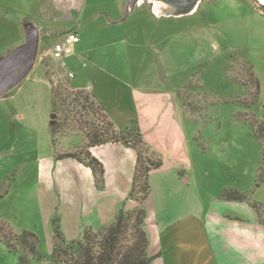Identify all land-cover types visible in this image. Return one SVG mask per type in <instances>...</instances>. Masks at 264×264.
Masks as SVG:
<instances>
[{
	"label": "rangeland",
	"instance_id": "374dc122",
	"mask_svg": "<svg viewBox=\"0 0 264 264\" xmlns=\"http://www.w3.org/2000/svg\"><path fill=\"white\" fill-rule=\"evenodd\" d=\"M93 1L57 0L63 12L56 14L53 0H0V56L25 43L27 23L41 27L39 51L48 52L58 39L51 33L78 25L79 9L88 4L90 9ZM148 2L145 0L130 20L142 13L149 15L153 4ZM155 19L149 35L140 34L136 48H129L116 62L111 51L104 58L93 50L100 40L97 23L88 25L79 38L77 34V43L82 42L88 50L81 56V71L71 69L75 79L54 87L47 65L37 62L21 85L0 97V186L10 185L9 194L0 200V217L15 235L23 230L36 233L44 263H53V227L48 228L43 217L45 197L32 162L54 151L52 116L55 124L66 117L60 101L84 91L72 88L71 81L74 86L80 81L89 84L94 80V64L101 66L104 58L103 65L110 72H114L112 67L115 71L120 68L118 72L130 78L129 82L157 88L167 98L174 95L177 100V93L191 85L184 96L189 108L178 100L175 109L174 101L170 102L178 115L177 129L184 139L189 136L187 158L173 161L167 150L156 153L164 169L176 166L191 178L188 204L198 222H203L210 242V247L197 248L194 254L201 264H264V224L260 221V215L264 220V182H259L263 148L252 125L254 119L264 125V15L252 0H202L190 15H155ZM109 83L113 93L116 86ZM55 90L63 93L58 111L52 103ZM62 137L58 136L57 142ZM81 137L71 134L68 139L77 143ZM25 163L32 164L24 176L21 169ZM157 188H151L157 196L156 206ZM229 188L246 194L248 201H224L222 193ZM251 204H257L260 211ZM156 210L162 217L159 206ZM200 237L203 241L202 233ZM19 259V251L9 252L0 244V264H19ZM32 264L41 263L35 258Z\"/></svg>",
	"mask_w": 264,
	"mask_h": 264
},
{
	"label": "crops",
	"instance_id": "0c3cea01",
	"mask_svg": "<svg viewBox=\"0 0 264 264\" xmlns=\"http://www.w3.org/2000/svg\"><path fill=\"white\" fill-rule=\"evenodd\" d=\"M126 1L94 0V6L90 9L89 4L86 8L79 9L78 25L53 32L51 35H56L58 41L67 32L75 31L79 38V33L84 32L83 29L97 23L95 30L100 40L95 48L92 47L93 50H97V55L104 58L111 51L114 61H121V54L129 48L135 49L138 36L149 35L151 25L156 20L152 13L153 7L149 6V15L142 13L130 20L132 13L125 21L120 22L126 15L125 8L129 3ZM144 3L145 0L136 9ZM52 5L53 10L57 11L56 14L63 12L57 0H53ZM87 11L89 13L91 11L90 15ZM117 22L120 23L113 24ZM38 29L41 31V27L38 26ZM103 35L105 36L100 38ZM78 38L73 47V54L67 58L70 69L75 73L84 67L81 65V56L88 50L83 49L82 42L77 43ZM104 58L101 60V66L94 64V80L87 85L82 81L76 82V86L71 81L72 88L87 91L105 109L110 119L114 120L117 130L128 131L137 128L155 153L156 150L160 153L167 150L173 161H185L184 157L187 158L189 153L185 145L189 143V136L184 139V133L177 129L179 123L175 109H178V99L176 100L174 95L167 98L165 94H159L157 88H145L133 80L129 82L130 78L126 79L122 72H118L120 68H116L115 71V67H112L114 72H110L109 67L103 65ZM110 81L116 86L113 93L108 89ZM172 101L176 105L175 109L170 104ZM71 134L81 136L79 133ZM71 134L61 136L62 139L56 147L52 144L54 151H50L46 158L32 162L35 163L40 176L37 185H40V191L45 197L43 217L48 228L52 226V218L59 212L62 230L69 243L81 240L86 227H92L97 231L113 224L124 205L129 210L138 207V204L129 198L137 161L135 151L123 143L91 149L92 156L99 160L105 169L104 189L99 191L91 170L77 160L65 156L85 143L84 137H81L80 142L73 143L68 139ZM32 163L22 165V175L28 174ZM173 164L178 163L170 162V165ZM157 176H161L162 179L157 180ZM149 183L154 188L158 187L157 206L163 214L160 217L156 210L157 196L150 193L145 203L147 211L145 230L149 239L148 253L156 257L153 264H201L202 260L199 261L194 252L197 248L204 250L203 247L207 245L210 247V242L203 222L201 221L202 225L198 222L191 205L188 204L191 203L190 198L187 199L191 178L184 171H179L176 166L164 169L163 165L151 173ZM201 233L204 236L203 241ZM51 241L53 242V235Z\"/></svg>",
	"mask_w": 264,
	"mask_h": 264
},
{
	"label": "trees",
	"instance_id": "16d2710c",
	"mask_svg": "<svg viewBox=\"0 0 264 264\" xmlns=\"http://www.w3.org/2000/svg\"><path fill=\"white\" fill-rule=\"evenodd\" d=\"M252 2L259 7L264 15V6ZM188 84L177 93L178 100L183 106L185 93L190 90ZM254 94L258 95V86H255ZM63 97L60 90L52 91V103L58 111V99ZM66 117L51 127L52 141L57 146L58 136H66L70 133H79L84 137V146L65 154L89 168L94 177L96 188L101 191L105 185V169L103 164L94 158L91 149L107 145L123 143L131 147L137 156L135 174L130 192V200L136 202L138 207L127 209L125 205L119 211L115 222L104 226L97 231L92 227H86L81 241L69 243L62 230L61 218L55 215L52 220L53 250L52 264H153L156 257L148 253L149 239L145 230L147 211L145 203L150 197L151 188L149 179L151 173L163 167V162L155 151L148 145L139 129L119 131L105 109L98 104L87 92L78 91L75 95L66 96L60 101ZM192 112L195 110H191ZM255 136L263 148L262 166L259 182H264V125L255 119L252 122ZM10 192L9 184L0 186V200ZM222 199L228 202H247L248 197L235 188L223 191ZM252 208L260 211L257 204H251ZM260 221L264 220L260 215ZM0 244L9 252H20L19 264H32V259H38L44 263L43 256L38 251L39 237L36 233L23 230L20 235H15L13 230L0 217Z\"/></svg>",
	"mask_w": 264,
	"mask_h": 264
},
{
	"label": "water",
	"instance_id": "95a60500",
	"mask_svg": "<svg viewBox=\"0 0 264 264\" xmlns=\"http://www.w3.org/2000/svg\"><path fill=\"white\" fill-rule=\"evenodd\" d=\"M144 0H130L126 6L125 21L135 12ZM154 4L153 13L159 16L181 17L194 13L202 0H148ZM264 3V0H261ZM107 16V15H106ZM108 19V18H107ZM109 21V20H108ZM110 22V21H109ZM113 23V24H118ZM112 23V22H110ZM26 40L21 46L13 49L8 54L0 56V97H4L9 91L21 85L34 69L41 44V34L34 24L25 25ZM52 125H55V115L52 116Z\"/></svg>",
	"mask_w": 264,
	"mask_h": 264
},
{
	"label": "built area",
	"instance_id": "2783aa9c",
	"mask_svg": "<svg viewBox=\"0 0 264 264\" xmlns=\"http://www.w3.org/2000/svg\"><path fill=\"white\" fill-rule=\"evenodd\" d=\"M260 1V0H259ZM264 6V3L260 1ZM77 40V33L69 31L64 34L48 52L39 51L37 62L49 68V80L54 87L65 80H73L74 72L68 67L67 58L73 54V47Z\"/></svg>",
	"mask_w": 264,
	"mask_h": 264
},
{
	"label": "bare ground",
	"instance_id": "6f19581e",
	"mask_svg": "<svg viewBox=\"0 0 264 264\" xmlns=\"http://www.w3.org/2000/svg\"><path fill=\"white\" fill-rule=\"evenodd\" d=\"M261 1V0H260ZM262 2V1H261Z\"/></svg>",
	"mask_w": 264,
	"mask_h": 264
}]
</instances>
